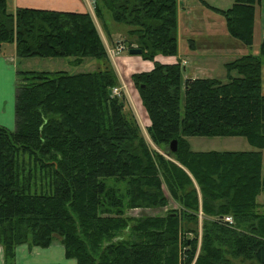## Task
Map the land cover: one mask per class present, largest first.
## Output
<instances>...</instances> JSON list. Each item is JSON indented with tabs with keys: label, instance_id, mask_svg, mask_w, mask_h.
<instances>
[{
	"label": "trees",
	"instance_id": "trees-1",
	"mask_svg": "<svg viewBox=\"0 0 264 264\" xmlns=\"http://www.w3.org/2000/svg\"><path fill=\"white\" fill-rule=\"evenodd\" d=\"M259 1L219 9L200 0L247 47ZM93 11L104 27L107 15L123 24L119 43L153 61L150 70L131 75L150 141L125 96L112 92L119 79L90 13L10 11L0 0V45L13 43L16 56L98 60L89 72L16 71L14 129L0 125L3 263L15 264L19 245L58 241L78 264H264L260 55L226 62V81H182L179 61L155 60L177 54L176 0H93ZM190 136L243 137L254 149L193 151ZM166 191L179 208L127 215L166 207Z\"/></svg>",
	"mask_w": 264,
	"mask_h": 264
},
{
	"label": "crops",
	"instance_id": "crops-1",
	"mask_svg": "<svg viewBox=\"0 0 264 264\" xmlns=\"http://www.w3.org/2000/svg\"><path fill=\"white\" fill-rule=\"evenodd\" d=\"M231 1L233 4L234 0ZM263 2L264 0H260L259 3L255 4L253 42L250 47H247L237 39L232 38L228 34L226 30L224 18L223 21H221L222 16L219 13L203 5L201 2L200 3L202 4V6H204L206 9L210 10L214 14V15H210L213 23L210 25H205L202 30L201 28H197L196 26H194V24L191 22L189 28H187L188 34L184 40L185 41L184 43L183 41H181L182 37L179 33L178 17H181L184 13H189L190 11L189 9L192 7V5H190L188 0H176L177 54L175 56H164L158 54L156 55L155 60L162 61V63H175L179 61L181 62L180 64L185 73L183 77L195 78V77H199V75H204V73L207 74L213 71L212 69L207 68L208 62L211 59H213L211 58L210 55H215L217 53L221 54V52L233 53L235 50H236L235 54L231 56L234 57L232 59H235L239 56L249 53L260 55L262 60V68H261L262 92L264 93ZM208 4L219 9H227L220 4L219 5H213L210 3ZM6 5H7V9L10 11H15V9L20 7H28V8L44 9V10L90 13L94 18L95 24L98 28V31L106 47L116 46L122 40L121 36L123 32L126 30V28H122L119 25H114L113 23L112 25L109 26L107 19L110 17L107 15L105 17L106 25L105 27L103 26L104 29L103 31L105 32V34H102L96 22L97 18L94 16L92 0H6ZM120 28H122L123 31ZM14 55H16V52H15V45L13 43L0 45V125L10 130H13L15 125L14 124L15 77H16V71L19 70L16 68V65L13 61ZM49 58L51 59V58H62V57H49ZM138 60L140 59H137L136 57L133 56L129 58L120 57V59L118 58V60L115 63V68L118 74L119 81L120 82L122 81L123 83L126 81L125 83L126 86L128 85H127V80H125V78H129L128 75L135 73L134 70H130L129 68H127L126 62L135 63ZM224 63L225 62H223V64ZM148 70H150V68ZM129 99H131L133 103H137V105H135V108L142 117V120H140V122L143 125L142 129L147 134L146 127L150 125V120L145 109L141 104V100L138 95V92L135 93V95L129 93ZM225 138H236V137H225ZM148 140L150 141L149 138ZM229 140L234 141L235 139H229ZM252 149L254 148L248 142L247 143L244 142L243 148H241L240 150H234L233 148L228 150H216V149H211V150L247 151ZM263 169H264V149L262 150V166H261V174L264 176ZM257 200L260 203L259 210H264V193H260L257 196ZM0 264H4L3 251L1 246H0ZM15 264H78V263L76 262L75 259L66 257L63 245L58 241H54L53 243H51L46 247L28 246L27 244H22L17 246L15 249Z\"/></svg>",
	"mask_w": 264,
	"mask_h": 264
},
{
	"label": "rangeland",
	"instance_id": "rangeland-1",
	"mask_svg": "<svg viewBox=\"0 0 264 264\" xmlns=\"http://www.w3.org/2000/svg\"><path fill=\"white\" fill-rule=\"evenodd\" d=\"M206 1L210 4H213V5H219L220 4L224 8H228L232 4L231 0H228V1H226V0H206ZM92 2H93V0H92ZM188 2L190 3V5H192V7L189 9L190 10L189 13H184L181 17H178V19H179V33L182 37L181 41H183L184 43H185L184 40L188 34L187 28H189V25L191 22L197 28H201L203 30V27L205 25H210L213 23L210 15H214L210 10H208L204 6H202V4L200 3L199 0H188ZM263 6H264V2H263ZM261 8H262V6H261ZM185 12H187V11H185ZM221 21H223V17L221 18ZM96 22H97L98 27L100 28L101 33L105 34V32L103 31L104 30L103 25H101V22L99 21V19H96ZM107 22L109 23V26L112 25V23H113L114 25H119L120 27L125 28V26L123 24L116 23L111 18H108ZM122 28H120V29L123 31ZM124 37H126L125 31L123 32L121 39H124ZM118 44H121V43H118ZM113 48H115V46L114 47H106L107 50L113 49ZM235 52H236V50L233 53L221 52V54L217 53L215 55H210L211 58H213V59H211L208 62L207 68L212 69L213 71H211L207 74L204 73V75H199V77H209V76L211 77L212 76V77L220 78L223 81H226V69L224 67V64L228 61L233 60L232 58H234V57H231V56L234 55ZM108 56H109V54H108ZM131 56L136 57L137 59H140V60H138L135 63L134 62H131V63L126 62V64H127L126 66L130 70H134L135 72H140V71H146L149 68L151 69V67H153V61L143 59L140 54L139 55H131L127 52V49H125V50H121L118 54L114 55L113 58L109 56L111 65L114 68L115 72H116L115 63L118 60V58L119 59H120V57L121 58L122 57L129 58ZM13 61L16 65V68L19 70H21V69H23V70L24 69L25 70H36V71L64 70L70 74L93 71L97 68V65H98V62H97L98 60L93 59V58H87V59L83 60L81 63L76 64L73 62L72 57H62V58H51L50 59V58H41V57H37V56H35V57H18L16 55H14ZM18 61H19V63H18ZM159 62L162 63V61H159ZM223 62H225V63L223 64ZM116 74H117V72H116ZM132 74L128 75L129 78H125V80H127L128 86L125 85L126 81L124 83L122 81L121 82L119 81V84L117 87H120L121 93L126 98V104H127L126 109L133 113V115L135 116V118H136V120L140 126L142 135H144L146 140L149 142V140H148L149 137L147 136L145 131L142 129L143 125L140 122V120H142V117L135 108V105H137V103H133L131 101V99H129V93L135 95V93L138 92L137 89L135 88V86L133 85L132 81H131V75ZM184 74L185 73L182 69V81L185 79L183 77ZM232 74L236 75L235 72H232ZM117 77H118V74H117ZM183 104H184V92H183V84H182L181 113H182V109H183ZM229 139H235V140L232 141ZM186 140L189 143L190 149L193 151H208L211 149L228 150V149H232V148L234 150H240L241 148H243V143L244 142L247 143L246 139L243 137L225 138V137H218V136H215V137L190 136V137H186ZM263 171H264V169H263ZM166 194L168 195L167 191H166ZM174 208H179V205L175 201H173L171 199V197H169V195H168V205L166 207H162V208H136V209L127 210L126 213H127V215L134 216V217L146 216V215H150V216H152V215H164V214H166L167 211H169L170 209H174ZM200 214H201V212H200Z\"/></svg>",
	"mask_w": 264,
	"mask_h": 264
},
{
	"label": "built area",
	"instance_id": "built-area-1",
	"mask_svg": "<svg viewBox=\"0 0 264 264\" xmlns=\"http://www.w3.org/2000/svg\"><path fill=\"white\" fill-rule=\"evenodd\" d=\"M125 49H127V47H125L123 44H117L115 46V48L108 49L107 52H108L109 56L113 58L114 55L118 54L121 50H125ZM112 92L115 95H120L121 94V89H120V87L115 86V87L112 88ZM222 219H223L224 222L232 223V218L230 216H224Z\"/></svg>",
	"mask_w": 264,
	"mask_h": 264
},
{
	"label": "water",
	"instance_id": "water-1",
	"mask_svg": "<svg viewBox=\"0 0 264 264\" xmlns=\"http://www.w3.org/2000/svg\"><path fill=\"white\" fill-rule=\"evenodd\" d=\"M127 52L131 55H139L141 54L142 52V49L141 48H138V47H131L129 49H127ZM176 145H177V142L176 140H172L170 143H169V150L174 152L176 150Z\"/></svg>",
	"mask_w": 264,
	"mask_h": 264
}]
</instances>
